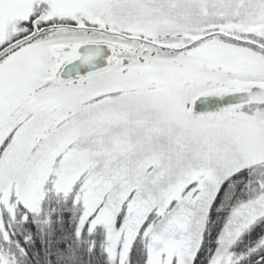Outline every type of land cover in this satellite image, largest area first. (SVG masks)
Here are the masks:
<instances>
[{"label":"snow or ice","instance_id":"snow-or-ice-1","mask_svg":"<svg viewBox=\"0 0 264 264\" xmlns=\"http://www.w3.org/2000/svg\"><path fill=\"white\" fill-rule=\"evenodd\" d=\"M49 189L111 264H264V0H0V264Z\"/></svg>","mask_w":264,"mask_h":264},{"label":"trees","instance_id":"trees-1","mask_svg":"<svg viewBox=\"0 0 264 264\" xmlns=\"http://www.w3.org/2000/svg\"><path fill=\"white\" fill-rule=\"evenodd\" d=\"M53 253L67 257L68 264H111L105 251L106 239L103 228L98 227L91 234L87 226L80 228L81 208L74 203L69 195L56 194L53 190ZM67 200L68 203L63 201ZM227 215V212L224 213ZM62 217L66 218L65 228L60 229ZM63 227V224H62ZM79 232V235L77 233ZM247 239V236L243 238ZM209 243H214L210 241ZM94 245V247H93ZM58 264L60 261L58 260Z\"/></svg>","mask_w":264,"mask_h":264},{"label":"flooded vegetation","instance_id":"flooded-vegetation-1","mask_svg":"<svg viewBox=\"0 0 264 264\" xmlns=\"http://www.w3.org/2000/svg\"><path fill=\"white\" fill-rule=\"evenodd\" d=\"M53 190L46 191L38 213L18 210L16 219H11L5 212L4 225L13 236V251L17 254L18 264H68L67 257L53 253ZM68 203L67 200L63 201ZM27 215L25 221L22 217ZM63 224V227H62ZM66 218L62 217L60 229L65 228Z\"/></svg>","mask_w":264,"mask_h":264},{"label":"rangeland","instance_id":"rangeland-1","mask_svg":"<svg viewBox=\"0 0 264 264\" xmlns=\"http://www.w3.org/2000/svg\"><path fill=\"white\" fill-rule=\"evenodd\" d=\"M225 199V203L227 202V197L224 198Z\"/></svg>","mask_w":264,"mask_h":264}]
</instances>
